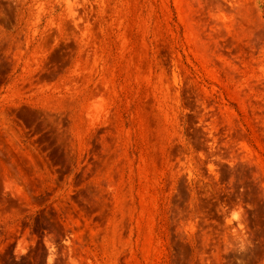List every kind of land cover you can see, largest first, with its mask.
I'll list each match as a JSON object with an SVG mask.
<instances>
[{"label": "rangeland", "instance_id": "1", "mask_svg": "<svg viewBox=\"0 0 264 264\" xmlns=\"http://www.w3.org/2000/svg\"><path fill=\"white\" fill-rule=\"evenodd\" d=\"M0 264H264V0H0Z\"/></svg>", "mask_w": 264, "mask_h": 264}, {"label": "bare ground", "instance_id": "2", "mask_svg": "<svg viewBox=\"0 0 264 264\" xmlns=\"http://www.w3.org/2000/svg\"><path fill=\"white\" fill-rule=\"evenodd\" d=\"M247 15V14H246Z\"/></svg>", "mask_w": 264, "mask_h": 264}]
</instances>
